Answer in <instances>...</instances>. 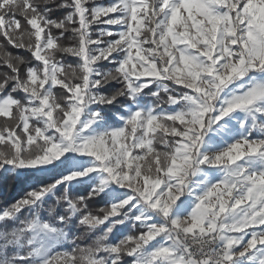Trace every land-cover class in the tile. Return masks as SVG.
Instances as JSON below:
<instances>
[{"label":"snow or ice","instance_id":"6c2138e0","mask_svg":"<svg viewBox=\"0 0 264 264\" xmlns=\"http://www.w3.org/2000/svg\"><path fill=\"white\" fill-rule=\"evenodd\" d=\"M9 177L0 264H264V0H0Z\"/></svg>","mask_w":264,"mask_h":264},{"label":"rangeland","instance_id":"374dc122","mask_svg":"<svg viewBox=\"0 0 264 264\" xmlns=\"http://www.w3.org/2000/svg\"><path fill=\"white\" fill-rule=\"evenodd\" d=\"M102 2L107 3L108 0H102ZM30 183L31 181L16 180L12 177H9L7 180L0 178V185H2L0 187V207L23 196L28 190ZM12 191L13 193L11 194Z\"/></svg>","mask_w":264,"mask_h":264},{"label":"trees","instance_id":"16d2710c","mask_svg":"<svg viewBox=\"0 0 264 264\" xmlns=\"http://www.w3.org/2000/svg\"><path fill=\"white\" fill-rule=\"evenodd\" d=\"M10 51H15V50H14V49H10ZM1 186H2V185H0V187H1ZM12 193H13V191L11 192V194H12ZM11 194H10V195H11Z\"/></svg>","mask_w":264,"mask_h":264}]
</instances>
